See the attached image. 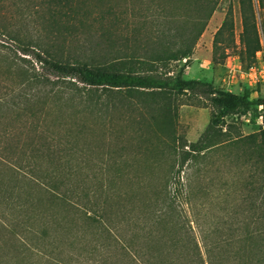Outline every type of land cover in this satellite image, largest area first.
I'll return each instance as SVG.
<instances>
[{"label":"rangeland","instance_id":"1","mask_svg":"<svg viewBox=\"0 0 264 264\" xmlns=\"http://www.w3.org/2000/svg\"><path fill=\"white\" fill-rule=\"evenodd\" d=\"M107 2L126 13L102 15ZM133 3H74L75 14L59 16L57 26L49 0H0V264L248 260L244 254L233 258L225 242L237 239L238 245L247 229H262L264 220L250 221L259 213L242 201L250 166L242 162L244 149L230 142L253 133L260 117H225L231 127H217L203 139L212 108L185 104L173 110L169 131H161L145 108L59 78L33 56L47 50L70 64H101L136 45L150 47L158 34L127 9ZM229 8L234 46L214 51ZM253 10L262 44L255 63L239 57L238 0H222L190 59L171 63L167 75L181 72L185 80L264 100V8L253 0ZM183 14L173 10L175 17ZM164 201L171 208L167 227L157 224Z\"/></svg>","mask_w":264,"mask_h":264},{"label":"trees","instance_id":"2","mask_svg":"<svg viewBox=\"0 0 264 264\" xmlns=\"http://www.w3.org/2000/svg\"><path fill=\"white\" fill-rule=\"evenodd\" d=\"M49 1L55 7L52 12V23L58 26L61 25L59 16H64L68 20L72 13L75 14L74 3L86 6L90 1L105 0ZM221 1L135 0V4L131 5L133 8L127 9H133V14L135 12L141 14L140 16L145 21H149L151 28H154L153 31L158 35L150 47L136 45L129 49L130 52L116 60L101 64L85 62L70 64L63 62L47 50L41 53L34 50L32 53L37 62L42 63L48 71L59 78L75 79L89 89L101 88L107 92V95L117 94L123 100L130 101L131 105L140 109L145 108L151 113L150 118L161 131H169L172 126L173 110L185 104L212 108L211 119L202 134L203 139H208L217 127L230 128L232 124H228L224 120L225 117L247 116L250 112L255 118L260 117L261 123L257 125L253 133L236 136L230 142L244 149L242 156L247 160H242V162L250 166V174L244 184L247 194L242 201L255 205L259 213L258 215L253 214L250 221L260 222L264 220V113L259 111V108H264V100L252 99L247 93L236 94L225 91L210 83L192 79L185 80L181 72L175 76L167 75L170 73L168 66L171 63L190 59L197 40ZM256 2L259 7L264 8V0H256ZM114 4L118 7L117 3L107 2L105 4L107 9L102 15H111L117 19L126 13L122 10L116 13L117 7ZM238 4L242 24V32L239 36L241 47L239 57L242 61L252 64L256 62V53L262 48L256 27L253 0H238ZM174 9L183 11V16H173ZM233 27V11L229 8L214 35V51L221 47L225 51L234 46ZM173 33L175 37L170 39ZM25 49L29 47L25 46ZM23 51L28 53L29 50ZM42 53L45 56H42ZM161 71L165 72V78L160 77ZM29 81L31 80L28 78L24 79L20 85L27 87L26 84H29ZM4 100L3 96L0 97V103ZM249 193H254V195H248ZM259 201L260 204H257ZM162 205L157 224L167 227L171 208L169 204L165 207V201ZM263 236L264 227L255 232L247 229L243 238L238 241V245L237 239L231 240V244L225 243L232 248L233 258H241V254H244L248 259L245 264H264V241L259 242Z\"/></svg>","mask_w":264,"mask_h":264}]
</instances>
